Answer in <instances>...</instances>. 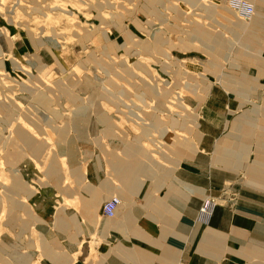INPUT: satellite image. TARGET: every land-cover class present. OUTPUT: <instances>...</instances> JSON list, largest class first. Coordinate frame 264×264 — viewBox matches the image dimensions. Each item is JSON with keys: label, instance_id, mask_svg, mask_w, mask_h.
I'll use <instances>...</instances> for the list:
<instances>
[{"label": "rangeland", "instance_id": "374dc122", "mask_svg": "<svg viewBox=\"0 0 264 264\" xmlns=\"http://www.w3.org/2000/svg\"><path fill=\"white\" fill-rule=\"evenodd\" d=\"M250 1L251 21L225 0H0L1 257L31 239L37 264L38 228L115 152L177 165L193 148L208 175L231 167L198 212L264 186V0ZM87 236L75 260L101 253Z\"/></svg>", "mask_w": 264, "mask_h": 264}, {"label": "crops", "instance_id": "0c3cea01", "mask_svg": "<svg viewBox=\"0 0 264 264\" xmlns=\"http://www.w3.org/2000/svg\"><path fill=\"white\" fill-rule=\"evenodd\" d=\"M141 150L132 157L115 152L109 157L105 177L97 176L92 165L86 180L73 179L75 186L65 195L75 200L76 209H59L51 217L53 231L39 225L41 258L37 264H56L54 253L63 257L59 264H264V192L260 191L264 186L249 180L246 189L238 190L236 203L229 207L218 203L204 221L199 220L203 199L227 194L223 183L231 167L222 164L221 172L214 168L213 172L220 173L212 177L206 172V162L196 165L193 148L188 149L192 158L177 165L175 160L155 163L147 150ZM111 194L121 203L112 217H101L100 203ZM47 211L44 207L37 219L46 217ZM93 233L101 239L97 246L101 253L95 260L86 256L75 260L73 254L80 244L89 251L91 237L87 235ZM28 240L15 245L12 256H0V264H35L30 256L33 240ZM25 247L30 250L27 259L21 252Z\"/></svg>", "mask_w": 264, "mask_h": 264}, {"label": "built area", "instance_id": "2783aa9c", "mask_svg": "<svg viewBox=\"0 0 264 264\" xmlns=\"http://www.w3.org/2000/svg\"><path fill=\"white\" fill-rule=\"evenodd\" d=\"M227 7L233 11V13L240 19L248 20L252 15V5L249 0H225ZM207 199L203 201L201 210L197 216L199 220H205L209 216L212 210V205L206 203ZM118 200L115 197L105 200L101 207L100 213L104 217H111L114 214L115 206Z\"/></svg>", "mask_w": 264, "mask_h": 264}, {"label": "bare ground", "instance_id": "6f19581e", "mask_svg": "<svg viewBox=\"0 0 264 264\" xmlns=\"http://www.w3.org/2000/svg\"><path fill=\"white\" fill-rule=\"evenodd\" d=\"M250 3H251V5H252V9H253V10H252V15H251V17L249 18V20H248V21H251V20H252L253 13H254V10H255L254 3H253V2H251V1H250ZM240 20H241V19H240ZM242 21H243V20H242ZM256 171H258V172H259V171H262V170H259V169H258V170H256ZM260 182H261V181H260ZM113 197H115V198L118 200V203H117V205L115 206V209H114V212H115V210H116L117 206H118V205H120V203H121V200H120V199H119V197H117V196H113ZM111 198H112V197H111ZM200 210H201V208H200ZM113 215H114V214H113ZM113 215H112V216H113ZM112 216H111V217H112ZM109 218H110V217H109Z\"/></svg>", "mask_w": 264, "mask_h": 264}]
</instances>
